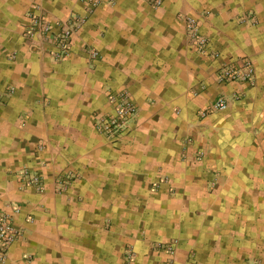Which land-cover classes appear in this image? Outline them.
Returning a JSON list of instances; mask_svg holds the SVG:
<instances>
[{"label": "crops", "instance_id": "0c3cea01", "mask_svg": "<svg viewBox=\"0 0 264 264\" xmlns=\"http://www.w3.org/2000/svg\"><path fill=\"white\" fill-rule=\"evenodd\" d=\"M36 5L73 26L61 57L25 33ZM86 7L0 0V206L21 231L5 264H264V0ZM245 60L252 81L219 80ZM121 90L137 114L113 142L93 115Z\"/></svg>", "mask_w": 264, "mask_h": 264}, {"label": "built area", "instance_id": "2783aa9c", "mask_svg": "<svg viewBox=\"0 0 264 264\" xmlns=\"http://www.w3.org/2000/svg\"><path fill=\"white\" fill-rule=\"evenodd\" d=\"M152 5L159 6L163 0H149ZM87 4L86 9L92 12L97 8L101 0H82ZM29 24L26 27V35L31 38L40 37L45 42L57 43L59 47L57 51L58 57L68 49L67 43L72 36L73 26L67 25L60 27V31L55 30V26L49 20L39 7L31 9L29 15ZM188 24L194 34L198 30L196 20L189 19ZM90 59H97L99 53L93 48L87 49ZM254 79V69L249 61H244L242 67L231 69L221 73L219 80L222 82H233L237 80L252 81ZM108 104L111 110L106 114L97 115L95 118V126L98 132L116 138L120 136L128 128L130 121L137 114V106L127 90L117 91L108 94ZM228 108V100L224 97H218L212 104L213 111H223ZM37 186L41 185L38 177L30 180ZM57 183H61L60 179ZM5 207L0 206V264H5L8 260L10 247L20 237L21 231L18 229L13 220V212L17 210L11 203H5ZM135 255L132 249H127L126 259L128 262L134 261Z\"/></svg>", "mask_w": 264, "mask_h": 264}, {"label": "rangeland", "instance_id": "374dc122", "mask_svg": "<svg viewBox=\"0 0 264 264\" xmlns=\"http://www.w3.org/2000/svg\"><path fill=\"white\" fill-rule=\"evenodd\" d=\"M152 6H154V5H152ZM34 7H39V6H33L31 9H33ZM155 7H157V6H155ZM31 9L29 10H27V12H26V18L28 17V24H29V15H30V13H31ZM46 15V14H45ZM47 16V15H46ZM253 19V22H256V18H254V17H252ZM189 19H193L192 17H190V18H188L187 19V22H188V20ZM50 20V19H49ZM51 21V20H50ZM51 23H53V21H51ZM27 24V25H28ZM54 24V23H53ZM26 25V26H27ZM26 33V32H25ZM193 32L191 31V34H192ZM28 37H30V36H28ZM31 38V37H30ZM198 45H200V44H198ZM202 46H204V44H202ZM202 46H199L200 47V49H203L202 48ZM198 47V48H199ZM243 61V60H242ZM245 61H249V60H245ZM250 63H251V65H252V67H253V69H254V77H255V67H254V65H253V63L251 62V61H249ZM236 66V65H235ZM235 66H231V67H229V66H224V67H221V69L219 70V76H220V74L221 73H225V71H229V70H231V69H238V68H240V67H242V66H240V67H235ZM110 93H115V92H110ZM108 96L109 95H107V98H108ZM221 97V96H220ZM224 97H226L225 95H224ZM205 113L207 112V111H204ZM203 111L201 112V115L202 116H205L206 114L204 113ZM97 115H101V114H98V113H96V114H94L93 115V124H94V127H95V129H96V126H95V118H96V116ZM96 131H97V129H96ZM98 132V131H97ZM100 133V132H99ZM102 134V133H101ZM102 135H104V136H106V137H108L109 139H111L113 142H115V140H119L118 138L121 136H117L116 138H114V137H111V136H109V135H106V134H102ZM186 155V154H185ZM184 158H186V156H184ZM183 158V159H184ZM161 181L162 182H164V183H169V179L167 178V177H163V179H161ZM59 189H62V187H60ZM170 193L172 194V193H174V189L172 188V189H170Z\"/></svg>", "mask_w": 264, "mask_h": 264}]
</instances>
